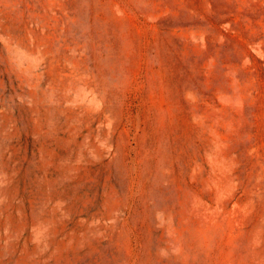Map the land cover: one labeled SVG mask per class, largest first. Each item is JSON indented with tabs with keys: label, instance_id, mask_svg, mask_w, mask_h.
Returning a JSON list of instances; mask_svg holds the SVG:
<instances>
[{
	"label": "rangeland",
	"instance_id": "1",
	"mask_svg": "<svg viewBox=\"0 0 264 264\" xmlns=\"http://www.w3.org/2000/svg\"><path fill=\"white\" fill-rule=\"evenodd\" d=\"M0 264H264V0H0Z\"/></svg>",
	"mask_w": 264,
	"mask_h": 264
}]
</instances>
